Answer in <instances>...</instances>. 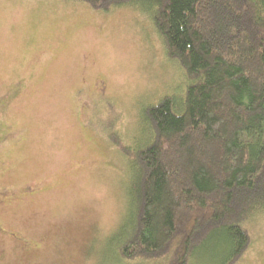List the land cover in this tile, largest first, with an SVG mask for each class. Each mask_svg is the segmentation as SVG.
Wrapping results in <instances>:
<instances>
[{
	"label": "rangeland",
	"instance_id": "obj_1",
	"mask_svg": "<svg viewBox=\"0 0 264 264\" xmlns=\"http://www.w3.org/2000/svg\"><path fill=\"white\" fill-rule=\"evenodd\" d=\"M186 78L130 6L0 0V264H158L120 255L128 171L101 123L113 104L133 146L140 110L184 98ZM249 228L236 264H264V213ZM224 251L213 239L189 264Z\"/></svg>",
	"mask_w": 264,
	"mask_h": 264
},
{
	"label": "trees",
	"instance_id": "obj_2",
	"mask_svg": "<svg viewBox=\"0 0 264 264\" xmlns=\"http://www.w3.org/2000/svg\"><path fill=\"white\" fill-rule=\"evenodd\" d=\"M74 1L137 10L189 81L184 98L140 110L133 146L108 104L101 129L128 171L131 229L120 255L189 264L220 238L219 264H236L264 213V0Z\"/></svg>",
	"mask_w": 264,
	"mask_h": 264
},
{
	"label": "flooded vegetation",
	"instance_id": "obj_3",
	"mask_svg": "<svg viewBox=\"0 0 264 264\" xmlns=\"http://www.w3.org/2000/svg\"><path fill=\"white\" fill-rule=\"evenodd\" d=\"M13 235H15V234H13Z\"/></svg>",
	"mask_w": 264,
	"mask_h": 264
}]
</instances>
